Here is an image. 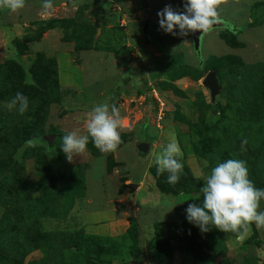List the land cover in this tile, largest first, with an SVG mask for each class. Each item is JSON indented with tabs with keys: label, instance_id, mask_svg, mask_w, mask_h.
I'll return each mask as SVG.
<instances>
[{
	"label": "rangeland",
	"instance_id": "374dc122",
	"mask_svg": "<svg viewBox=\"0 0 264 264\" xmlns=\"http://www.w3.org/2000/svg\"><path fill=\"white\" fill-rule=\"evenodd\" d=\"M42 2L25 0L17 12L0 8V64L16 63L35 89L25 96L36 114L30 132L40 135L25 140L13 159L28 154L26 180H44V193H36L42 227L85 236L63 260L87 264L88 255L98 264H264V229L253 223L243 239L214 227L202 232L187 220L188 205L197 204L188 194L162 191L153 174L156 158L176 139L183 165L199 183L217 163L240 159L256 187L264 188V0L221 4L223 24L201 35L199 53L192 33L172 35L159 27L157 13L167 5L183 12L185 0H53L50 15ZM233 55L260 67L240 73L226 59ZM41 57L55 63L51 87ZM209 71L219 86L214 97L203 84ZM7 73L0 74V121H10L0 128V149L9 145L12 152L24 124L16 127L20 113L5 107L19 77ZM104 103L109 115L113 103L120 109L121 144L104 154L89 136L86 150L69 162L62 137L71 131L87 136L92 109ZM223 115L231 125L216 130ZM50 168L54 175H43ZM43 255V248L33 250L18 264H38Z\"/></svg>",
	"mask_w": 264,
	"mask_h": 264
},
{
	"label": "clouds",
	"instance_id": "9594fccd",
	"mask_svg": "<svg viewBox=\"0 0 264 264\" xmlns=\"http://www.w3.org/2000/svg\"><path fill=\"white\" fill-rule=\"evenodd\" d=\"M226 0H185L184 11L177 12L167 5L157 13L159 27L165 33L172 35H187L200 32L207 34L213 26L220 22L217 9ZM25 7V0H0V8L17 12ZM42 8L50 15L53 0H43ZM179 30V33L177 32ZM28 97L17 92L5 107L24 114L28 110ZM109 115L107 103L97 105L92 109L87 122L88 135L78 136L75 131L68 132L62 137V151L69 162L73 155L82 154L87 147L89 136L95 147L104 154L116 151L121 144L118 129L122 127L120 109L113 103ZM243 141L241 150H244ZM30 146L32 145L29 142ZM183 151L176 139H172L162 155L155 160L156 174L167 175V183L175 185L183 172ZM200 192L203 195L202 207L189 204L187 220L207 232L215 228L224 233H235L238 239H243L254 223L257 229H264V211H258L260 200L264 198V188H257L249 178L246 161L227 159L217 163L210 173L203 178Z\"/></svg>",
	"mask_w": 264,
	"mask_h": 264
},
{
	"label": "trees",
	"instance_id": "16d2710c",
	"mask_svg": "<svg viewBox=\"0 0 264 264\" xmlns=\"http://www.w3.org/2000/svg\"><path fill=\"white\" fill-rule=\"evenodd\" d=\"M236 30L237 28L233 29L231 32L234 33ZM226 59H228L229 63H232L233 66H235L238 72L243 74L248 71L257 70L260 67L258 65L243 64L241 60L234 55L228 56ZM40 60L46 62L48 70L50 69L49 75L51 79L47 86L51 87L54 83L52 77L55 63L51 58L41 57ZM263 68L264 66L261 64V70ZM2 72H8L7 74H13L12 72L18 73L19 77H17L11 84L14 94L21 92L24 95H33L35 93V89L24 82L21 70L16 63L6 62L0 64V74ZM33 82L34 86H39V80L37 78H33ZM227 108L231 107L228 105L223 109L226 110ZM263 108L264 106L261 105V109ZM19 118L20 121L15 123H17L16 127L24 124L21 129L20 127L17 129L19 135H22V139L17 143L12 142L10 144L12 145L14 143V149L12 152H9L11 149V146L9 145L0 149V206L2 207V213L0 216V264L21 263L26 255L33 250L40 248L44 249V255L37 261L38 264H68L63 260L67 253V248L70 246H77V241L85 238V236L78 232L61 236L59 233L43 229L36 208V193H44V186L42 187V185H44V180H42V177H40L39 181L36 180L34 182L26 180L24 175V160L28 154L24 152L21 161L13 159V154L25 140L34 139L40 135L38 132H30V125L36 122V114L32 113V110L29 108L24 114H20ZM2 120L4 121H0L1 131L5 128L4 125L7 123L5 121H10V116L2 117ZM227 120V117L223 115L215 125L217 126L216 130L221 129V127H223V129L228 128L231 123H228ZM226 134L227 133L225 132L222 133L224 141H226ZM12 136H14V134ZM221 141L222 138L219 139V142ZM7 142H11V139L7 140ZM41 147L42 146L39 145L34 146V148L37 149H41ZM58 154L61 156L63 153L58 150ZM42 161L43 163L46 162L44 154ZM40 173L42 174V171ZM44 174L46 177L48 174L51 176L54 175L51 168L45 173L43 172V175ZM153 174L157 186L162 191L172 192L177 197L181 194H188L191 201L195 202L197 206L202 204L203 199L201 198L202 193L200 192V187L203 184L199 183L192 176L191 172L185 165H183V172L179 182L174 186L167 183V172H165L164 175H157L156 170H153ZM45 176L43 177L45 178ZM191 190L196 191L199 195L194 197V194L189 193ZM66 238L68 239V242H65ZM65 244H68V246H65ZM84 258V261H87V264L99 263L98 260L92 256L86 255Z\"/></svg>",
	"mask_w": 264,
	"mask_h": 264
},
{
	"label": "water",
	"instance_id": "95a60500",
	"mask_svg": "<svg viewBox=\"0 0 264 264\" xmlns=\"http://www.w3.org/2000/svg\"><path fill=\"white\" fill-rule=\"evenodd\" d=\"M145 13L149 16L152 17L153 16V12L149 11L148 9H145ZM222 21H220L219 23H217L216 25L213 26L214 27H219L222 26ZM201 35L200 32H196V33H192L191 37H192V41H193V47L194 50L199 53L200 50V39H201ZM203 84L209 88L211 97H214L215 94L218 92L219 90V86L217 83V79L215 77V72L214 71H209L206 73V75L203 78ZM142 150H146L147 149V144L140 142L138 145Z\"/></svg>",
	"mask_w": 264,
	"mask_h": 264
},
{
	"label": "crops",
	"instance_id": "0c3cea01",
	"mask_svg": "<svg viewBox=\"0 0 264 264\" xmlns=\"http://www.w3.org/2000/svg\"><path fill=\"white\" fill-rule=\"evenodd\" d=\"M27 180H28V179H27ZM28 181L34 182V181H36V180H28ZM1 213H2V210H1V208H0V216H1Z\"/></svg>",
	"mask_w": 264,
	"mask_h": 264
}]
</instances>
